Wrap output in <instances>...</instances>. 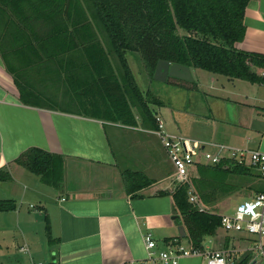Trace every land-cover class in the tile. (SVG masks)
Wrapping results in <instances>:
<instances>
[{
    "label": "crops",
    "instance_id": "obj_1",
    "mask_svg": "<svg viewBox=\"0 0 264 264\" xmlns=\"http://www.w3.org/2000/svg\"><path fill=\"white\" fill-rule=\"evenodd\" d=\"M8 11H0V173L6 172L9 177L0 180V200L10 199L19 206L0 212V223L5 225V219H13L19 233L25 235L32 230L35 232L36 224L41 226L43 223L44 228V216H47L54 240L48 243L45 238L47 249H51V264H122L145 256L142 239L145 233H150L157 245L179 236L180 215L170 194L174 189L171 182L173 168L156 135L158 148L164 152V160L171 169L170 175L163 172L165 162L162 157L152 154L155 151L153 144H148L147 148L153 162H147L150 166L145 171L132 162L136 154L126 156L122 153L125 144L130 143L126 134L131 131H124V134L117 127H111H122L120 123L87 116L80 109H49L21 101L13 72L9 69L11 74L8 67L19 69L21 75L27 72L28 87L35 90L39 73L31 69L28 61L43 59L47 69L59 68L62 63L64 68H77L84 65V58L76 60L77 55L80 58V51H50L47 26L42 27L35 19L27 27L20 28ZM243 23L244 37L235 47L264 55V0L248 1ZM15 31L19 34H13ZM65 37L62 36L58 43H69ZM41 44H44V50ZM50 54L57 55L54 65L46 62V55ZM194 70L190 68L191 75ZM256 71L261 72L260 69ZM41 75L48 77L47 72ZM215 81L213 76L208 85L198 80L203 91L201 102L196 105L191 101L190 105L196 119L187 124L189 112L179 108L175 111L181 123L178 132L164 129L175 134L190 133V136L187 134L189 137L204 142L264 151V93L260 92L264 84H258V90L248 91L245 86L240 89L231 86L236 83L232 80L221 87L215 85ZM71 106L75 107L74 104ZM164 124L166 126L165 121ZM142 137L143 141L152 140L146 134ZM30 147L62 157L63 179L58 188L44 184L16 162ZM124 168L142 170L153 178V182L134 194L127 193L120 173ZM155 169L168 176H152ZM258 183L264 185V180L261 178ZM223 236L218 233L209 238L204 249H210L207 243H212L215 249L222 248ZM252 245L250 237H229L228 246L240 250V260L248 256L247 261L252 259V264H264V255L254 251ZM28 248L22 244L19 251ZM202 260V257H185L179 264H201Z\"/></svg>",
    "mask_w": 264,
    "mask_h": 264
},
{
    "label": "trees",
    "instance_id": "obj_2",
    "mask_svg": "<svg viewBox=\"0 0 264 264\" xmlns=\"http://www.w3.org/2000/svg\"><path fill=\"white\" fill-rule=\"evenodd\" d=\"M248 1L0 0V11L6 12L10 9L8 12L17 20L15 23L20 28L27 27L29 22L35 19L42 27L47 26L49 31L46 39L49 42L50 51L62 52L76 49L77 45L72 41L59 44L62 36L71 34L72 37L77 36L80 41H85L86 44L81 43L84 50L90 49L93 53H88L84 65L80 67L86 69L89 80L83 83L75 76L69 75L67 78L70 82L76 83L78 87L83 85L87 90L92 89L91 87L96 89L93 95L97 99L93 106L98 109L93 114V118L104 117L126 126L135 125L136 120L129 101L132 105L136 102L143 126L155 130L157 129L156 114L148 106L149 102L143 99L135 83L126 53H138L151 76L158 60L162 59L224 76L230 81L238 79L249 83L264 84V74L256 71L257 69L264 71V55L235 47L236 42L244 37L243 16ZM82 5L86 6L88 15L85 14L80 20L77 18L80 11L78 7ZM5 12L1 13L6 14ZM87 16L94 23H87L86 20L89 21ZM70 27L72 28L68 32ZM96 28L104 37L108 52L100 46L101 42L94 34ZM82 30L85 33L83 40V35L79 34ZM13 34H19V32L15 31ZM35 34L42 37L39 33ZM70 44L73 47L70 48ZM41 46L44 50V44ZM109 53L113 54L116 59L114 65L109 61ZM56 56V54L46 55L48 59L46 62L54 65L53 60ZM55 61L59 63L58 60ZM42 62L43 59L28 61L32 70L39 74L48 73V77H43L45 85L56 81V75L62 76L63 63L59 65V68L47 69ZM9 69L13 72L14 83L24 104L64 110V104L70 101L67 100V96L64 99L58 98L53 96V92H47L48 95L44 93V90L38 91L28 87L27 72L21 75L22 71L19 69L8 67ZM63 75L68 76V74ZM70 82H65L64 91H69L68 83ZM145 94L148 95V93ZM153 101L155 104H160L155 99ZM106 107L108 110L105 115L101 113V108ZM16 162L38 176L44 184L55 188L61 185L63 160L60 155L30 147L19 155ZM120 173L127 193L134 194L153 182L141 171L125 168ZM197 174L198 177H192L189 184L183 183L175 186L170 194L175 209L180 215L179 223L186 231L185 238L191 246L202 251L207 240L218 234L220 226L222 213H216L217 210L213 211L210 208H218L220 205L216 203L218 199L240 188L241 179L258 181L261 176L256 171L233 162H229L226 166L223 163L216 165L201 163L197 165ZM8 177V173H0V180H6ZM190 186L200 204H203L202 209L189 202ZM250 188L255 194L263 191L264 185H255ZM15 207L13 200H0V212L14 210ZM44 222L47 242L52 243L54 240L47 216H44ZM223 238L222 247H227L229 238L227 236ZM248 259V256L243 258L239 264H245Z\"/></svg>",
    "mask_w": 264,
    "mask_h": 264
},
{
    "label": "rangeland",
    "instance_id": "obj_3",
    "mask_svg": "<svg viewBox=\"0 0 264 264\" xmlns=\"http://www.w3.org/2000/svg\"><path fill=\"white\" fill-rule=\"evenodd\" d=\"M78 8L80 11H79V14L77 15V18L82 20L85 14L88 15V11L85 5H82V7H78ZM87 17L89 20V21L86 20L87 23H94V21L91 20L89 16ZM71 28L72 27H70L67 31L69 32ZM79 34L83 35L82 36V40H83L85 38L84 30H82V32ZM94 34L96 35V37H98V40L101 42L100 46H102L104 51L108 52V46L107 44H105L104 37L102 36V34L98 32L97 28L96 30H94ZM65 38L69 39V41H72L75 45H77L76 49L72 51H77V52L80 51L78 52L80 54V58H79V55H77L76 60L81 61L84 58L82 61L84 62L86 60V56H88V53H93V51H91L90 49L88 51L84 50L83 45L81 43L83 44H86V43L85 41H80L77 36L74 38L70 34ZM71 47H73V45L70 44V48ZM108 58L112 65L116 63V59L113 54L109 53ZM126 59L131 69V72L133 74L135 83L142 93L143 99L145 98V100L149 102L148 106L155 112L156 117L161 119L163 123L165 121L166 123V126L164 124V127H166L165 129H170L176 132H178V128L181 127V123L178 120L177 113L175 111H178L184 108L186 111L189 112L186 117L187 124L189 122L191 123L192 120L196 119V117L194 116L195 112H193V110L190 108V105H191V101L194 102L196 105H200V102H201L200 96L203 95V91H202V88L199 87L200 85H199L198 80H203L206 83V85H208L210 77L213 76L214 78H216V81L214 82V84L219 87H221V84H225V83L229 84V81H230L224 76L214 75V74H211L201 69L194 70V73L192 74L193 78L191 81L183 80V79H179V78L171 77V76H168L166 80L164 81H159V80H155L153 78V75L151 76L148 73V70L145 69L138 53L127 52ZM63 69L64 70H62L61 73L63 77L65 76L64 78H62L61 75L60 76L56 75L57 80L52 83L46 84V85L43 84V82H45L43 75L39 74V81H36V87L38 91L44 90L45 94L53 92L54 97H58V98L62 97L63 99L65 98V96H67V100H70L68 101V103L66 102L67 107L65 108L67 109V111L68 110L79 111L80 109V111L81 112L83 111L84 114H86L87 116H91V117L94 116L93 114L96 113L95 111L96 109H98V108H94L93 106L95 99H97L93 95V93L96 92V89H94V87H91L92 89L87 90L83 87V85L78 87L76 86V83L70 82L69 79L67 78L69 77V75L71 77L75 76L77 77V79L78 78L80 79L79 81L86 83L89 80V74L86 73V69H83L82 67H77V68L72 67V68H63ZM63 74H68V76L63 75ZM232 81H235L236 83L234 85L233 84H230V85L235 86L236 89H240L242 88V86H245V88L248 91H253L251 89L257 88L258 90V87H259L258 84L251 85L249 82L243 81V80L234 79ZM65 82H70V84L68 83V85H70L69 87L70 89L68 92L66 90L64 91L63 89L64 88L63 86L66 84ZM204 90L206 89L204 88ZM260 92L264 93V88H261ZM145 93H148V95L146 96ZM153 99L159 101L160 104L153 103L154 102ZM197 101H198V104L196 103ZM72 104H74L75 107H72L71 106ZM134 105H132L131 102L129 101V106L136 120L135 125H132V126L125 125L124 126V124H122L121 125L122 127H120L118 125L117 126L114 125L117 123H115L112 120H109L108 118L101 117L99 119L104 120L106 122L114 123L113 124L114 126H111V127H117L120 133L124 131H131V132H128V134H126L128 141L130 143L125 144L126 147L122 148V153L125 154L126 156L136 154L137 156L134 158L132 162L135 165L142 167L144 170V169H149L150 164L147 162H153V159H152L153 156L148 154L147 152L148 144L149 145L153 144L154 146L155 151H153L152 154L154 156L158 154V156L162 157L163 160H164V157H163L164 152L158 148L159 146L157 145V140H156V137L154 136L155 134L151 132L150 129H147L143 126L140 113H139V108L136 102ZM173 109H175L173 113L172 114L169 113ZM101 110H102L101 113H105L106 115L107 110H108L107 107L101 108ZM162 113L164 114L165 118L167 117V120L164 118ZM158 114H160L163 117V119ZM125 133L126 132H124V134ZM144 134L152 138V140L148 142L146 141L147 139H145L143 141L142 136ZM176 134H179V133H176ZM187 134H189L190 136V133H187ZM187 134L185 133L183 135L188 136ZM123 142L125 143V140ZM164 162H165V165L163 168L164 169L163 172L165 173L168 172V174L170 175L171 169L168 166L167 161L164 160ZM140 171L144 172L145 170L144 171L140 170ZM161 174L162 172L159 171L158 169L157 170L155 169L153 173H151V175L154 177L158 176L160 178H166L168 176V174L166 175H163V174L161 175ZM193 175L194 177H198L197 171ZM240 183H241L240 188L232 191L231 193L227 195L222 196L220 199L217 200L216 203L220 204L218 208L212 207L210 209L213 211L217 210L216 213H220V214L221 213H233L235 206L239 202L245 199H248L254 195V190L250 187L259 184L257 180H253V179H248V180L241 179ZM201 205L203 204H200V206ZM16 206H19V204L16 203ZM35 227H37L35 229V232L34 230H32L26 233L25 235H22L19 233L18 228H16L15 222L13 219H9V218L5 219V225L0 223V228H1L0 229V264H31V262L36 263L38 260L44 263H49V261L51 260V249H47L46 244H45L46 233H45V229L43 228V223L41 224V226L40 224H36ZM32 228L33 227H31L30 229ZM218 233H221L222 235L224 232L221 229H218ZM180 240L183 244L188 245V241L185 237H181ZM22 244H25V246L27 245L29 247L28 250L19 251V246ZM207 245L208 247H210V249L211 248L215 249L212 243H207Z\"/></svg>",
    "mask_w": 264,
    "mask_h": 264
},
{
    "label": "built area",
    "instance_id": "obj_4",
    "mask_svg": "<svg viewBox=\"0 0 264 264\" xmlns=\"http://www.w3.org/2000/svg\"><path fill=\"white\" fill-rule=\"evenodd\" d=\"M262 75L264 71L260 72ZM157 129L152 132L158 138L166 157L170 161L173 172L171 180L173 186L189 184L194 177L198 164L228 165L233 162L239 166H246L260 174L264 180V151L230 147L213 141L204 142L182 134L169 133L164 129V123L156 117ZM188 200L202 209L193 188L188 190ZM225 236L242 235L253 241L252 249L264 255V190L252 197L239 202L233 213H222L220 226ZM145 256L140 259H129L122 264H179L181 258L202 257L201 264H239V249L222 247L218 249L205 248L198 250L189 243L185 245L179 238H170L163 245H157L150 233L142 235ZM250 259L245 264H252ZM34 264H51L38 261Z\"/></svg>",
    "mask_w": 264,
    "mask_h": 264
},
{
    "label": "water",
    "instance_id": "obj_5",
    "mask_svg": "<svg viewBox=\"0 0 264 264\" xmlns=\"http://www.w3.org/2000/svg\"><path fill=\"white\" fill-rule=\"evenodd\" d=\"M168 76L183 80H192V75L188 66L179 63H170L167 60H158L153 73V78L155 80L164 81ZM177 231L179 237L186 236V232L182 224L178 226Z\"/></svg>",
    "mask_w": 264,
    "mask_h": 264
}]
</instances>
